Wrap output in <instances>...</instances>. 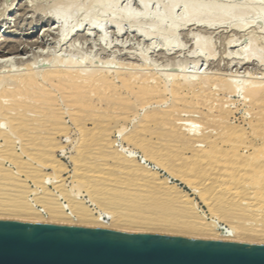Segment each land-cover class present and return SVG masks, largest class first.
I'll return each instance as SVG.
<instances>
[{"label":"bare ground","instance_id":"6f19581e","mask_svg":"<svg viewBox=\"0 0 264 264\" xmlns=\"http://www.w3.org/2000/svg\"><path fill=\"white\" fill-rule=\"evenodd\" d=\"M70 1L64 0L62 5L69 6L73 0ZM118 1L105 0L103 10L120 15L123 11L112 5V2ZM189 2L185 4L188 6ZM177 3L175 0L167 8L168 14H173ZM141 4L147 11L148 0ZM211 6L215 5L203 3L192 9L188 6V9L196 17L212 12L223 17L220 6ZM45 9L46 12L48 9ZM247 11L248 14L252 13H249L251 6L247 7ZM122 14L130 21L138 17L135 12ZM258 17L247 21L252 25L257 20V25H264V17ZM61 21L63 25L64 21ZM243 23L233 24L243 27ZM153 25L138 27L139 34L145 39L166 34L159 26L155 28ZM89 26L90 30L99 31L103 40L106 39V34L102 33L103 22L90 20ZM116 28L121 32V25L118 24ZM75 30L63 29L61 43ZM5 33V30H0V43L7 44L0 48V70L4 72L0 74V216L264 243V82L236 85L237 82L232 83L227 78H221L224 81L218 82L220 78L202 74L198 70L196 76L172 74L173 77L161 85L160 82H151L147 74L127 73L118 69L116 72L107 69L106 72L100 68H74L84 62L79 60L78 64L77 57L76 61L72 58L59 59L63 61L62 65H56L58 61L54 57L56 62L54 66L50 65L52 67L39 70L28 64V72L16 73L14 63H11L14 58L11 60L10 57L14 56L20 65L25 63V56L19 57L25 48L20 44L22 38L5 36ZM34 44L42 46L45 43L38 39ZM177 46L174 40L164 43L166 50ZM252 50L244 56L246 61L264 63L259 47ZM5 68H8L7 74ZM214 82L227 90H244L249 108L255 114L249 128L232 122L230 115L235 110L221 102L217 106L210 103L212 105L208 106V112L200 110L213 98L210 84ZM204 84H209V87ZM197 87L199 90H196ZM168 91L172 96L168 107L147 109L140 122L130 131L125 130V125H119L138 115L139 107L167 101ZM190 92L192 96H189ZM214 108L217 109L214 111ZM182 111L201 112V119L207 125L204 129L213 127L217 131L202 129V133L199 134L198 130L197 133L187 124V121H193L192 117H180ZM187 113L186 116H191ZM185 121L190 128L183 127ZM74 128L80 133L81 140L73 175L87 186L88 201L98 210L90 208L73 194L72 189H67L62 177L67 168L55 152L66 147L60 137L69 135ZM117 130L128 143L140 146L160 168L191 188L207 206L211 217L200 209L188 191L170 184L168 178H161L157 170L143 166L133 156L116 149L112 134ZM154 138L159 141H154ZM18 140L21 154L37 156L28 157L29 161L21 160L17 152ZM41 154L46 155L45 161ZM165 155L167 159L163 157ZM7 158L16 162L21 170L6 168L2 162ZM47 166H52L59 174L51 176L44 171ZM27 180H32L35 188L30 187ZM49 180L54 189L48 187ZM32 195L34 197L31 198ZM222 221L230 223V226H224Z\"/></svg>","mask_w":264,"mask_h":264},{"label":"rangeland","instance_id":"374dc122","mask_svg":"<svg viewBox=\"0 0 264 264\" xmlns=\"http://www.w3.org/2000/svg\"><path fill=\"white\" fill-rule=\"evenodd\" d=\"M63 1L0 0L1 32H4L5 30V36L20 39L22 38L20 44L21 47L25 48V51L19 55V57L22 58L24 56L26 57L23 58L25 63H21L20 65L14 56L10 57L11 60L14 58L11 63H14L16 73L19 71L28 72V64H31L32 66L34 65L35 69L43 70L45 68H49L50 65L54 66V63L56 62L55 58H57L58 61L56 62V65L60 63L62 65L63 61L61 62L59 59L63 58L68 60L69 58H72L75 60L77 57V62L82 60L85 64L84 62L82 63V61V64L78 62L80 65L74 68H100L106 72L107 69H111V71L114 72L123 70L127 73H139L141 75L147 74L151 77V82H160V84L162 83L161 85H164L165 80L172 78V74L175 76L178 74L180 77L182 75L183 77L184 75L193 76L194 74V76H196L198 70H200L202 74H211L217 79L220 78L218 82L224 81L226 78L227 81L231 79L232 83L237 82L236 85L241 83L245 84V82H247L246 84H253L254 81L258 84L260 82H264V63L262 62L258 64L255 62L253 63L252 61L247 62L245 59L247 53L252 50L251 48H253L252 51H255L258 47L260 54L264 58V25L262 24V26L260 23L257 25V20L254 22L255 24L251 25V22L249 21L258 19V16L260 15L264 17V0H177L178 3L176 4L172 15L168 14L167 8L171 6L175 0H148L149 6L147 11L143 9L141 4L144 0H119L118 2H112V5L115 6L116 9L123 12L129 11L137 13L138 17L134 21H130L124 14H122L123 12L120 15H112L110 11L103 10L105 0H71L72 3L66 7L65 5H62ZM187 1H190L188 6L191 9L194 6L203 5V3L208 6L213 4L215 6H220L223 17L214 14L215 12L210 14L203 13L196 17L189 10L190 8L188 9V6L185 4ZM249 6H251V11H249V13L252 12L251 14H248L247 11V7ZM37 8L41 10L39 11ZM44 9H48L46 11L47 14H45L46 12ZM245 12L249 17H247ZM58 17L64 21L63 25L62 21ZM247 19L249 20L247 21ZM90 20L101 21L104 23L102 33L106 34L105 40L102 39V34L99 31L90 30ZM235 22H244L243 27L234 26L233 23ZM247 22H249L248 27L246 26ZM150 23H154L153 26L155 28H158L159 26L160 30L166 31V34H159L151 39L143 38L138 32V27L149 26ZM118 24L122 26L121 32H119L116 28ZM68 28H76V30L61 43L60 38H62V30ZM51 29L52 31L50 32ZM38 39L45 43L42 45L43 47L40 44H34L35 40ZM28 40L31 41L33 45ZM167 40H174L179 46L171 50H166L164 48V43L167 42ZM252 44L254 46H252ZM1 46L6 47L7 44L0 43V48H2ZM45 51L47 52L43 53ZM87 57L89 58L88 60ZM29 58L30 60H28ZM109 58L111 62L114 60V63H110ZM34 60L35 63H33ZM123 62L126 64L125 66ZM92 63L94 65H91ZM103 63H105V65ZM106 64L109 67H107ZM64 65H66V62ZM1 70L0 74L2 75L4 72L3 69ZM7 70L8 68L4 69L5 74L8 73ZM153 73L154 75H152ZM221 78L224 80H221ZM218 82L210 84V90L213 92V98L209 100L207 103L208 105H202L200 110L208 112V106L212 105H210V103H214V105L217 106L219 102H221L220 104L223 103L225 107L236 111L231 114L232 116L230 115V120L232 122L249 128V123L255 118V114L253 110H250L249 108L250 104L247 97H245L247 95H245L246 93L244 90H227L220 87ZM170 83L168 85L169 87ZM204 85L209 87V84ZM221 88L223 90H220ZM196 90H199V88L197 87ZM192 94L193 93L190 92L189 96H192ZM166 99L167 101H164ZM166 99L163 100V103L162 101L153 102L143 106V108L139 107L137 112L138 115H133L134 118L131 116V118L127 120L126 124L121 122L119 125H125L126 131L134 129L147 109L150 110L153 107L166 108L169 104H171L172 96L169 91L167 92ZM215 109L217 108H214V111ZM186 113V111H182V116L180 117H192L193 121H187V124H190L193 130H198L199 134L202 133V129L205 130L204 126H207L205 125L203 119H201L202 113L198 111L191 113L188 112L187 115L191 116H186ZM177 116H179L178 112ZM67 120L69 121V118H67ZM179 121L177 122L179 123ZM187 124H183V127L186 128L188 126ZM89 126L92 127V124H89ZM187 128H190V126ZM209 130H214V128L212 127L205 131ZM214 131L216 132L217 130L215 129ZM60 140L66 147L62 150H56L55 153L65 163L67 168V171L62 173V177L65 178L64 183L66 188L72 189L73 194L75 193L80 199L84 200L90 208L98 210L99 208L95 207V205H91V201H88L89 195L87 186H84V183L79 181L73 175L76 167V157L79 155L77 147L81 140L80 133L74 128L69 135L61 136ZM112 140H115V148L119 149L120 152L133 156L134 159H137V161L143 166L152 170H157L161 178H168L170 184H175L188 191L190 196L196 200L200 209L205 210L207 216L209 218L211 217L207 206L201 201L200 197L186 184L174 179V177L171 176L167 170L162 167L160 168L154 160L148 158L144 149H141L140 146L128 143L118 130L115 131V133L113 132ZM19 141L20 140H18V142ZM154 141L158 142L159 140L154 138ZM18 144L19 146L17 152L20 154L21 160L29 161L28 157L37 156L28 153L21 154L22 148L20 147V142ZM186 154L190 155V152H187ZM42 156L45 161L46 155L41 154V157ZM163 157L166 159L168 158L167 155ZM35 161L37 160H34V162ZM169 162L172 161L170 160ZM2 163L10 170L18 172L21 170L19 165L11 159L7 158L3 160ZM174 166L178 167L177 165ZM44 171L49 173L51 176L59 174L57 171H54L52 166H47ZM79 182H81V184ZM27 184H29L30 187L35 188L32 180H27ZM48 187L54 189V185L51 183V180H49ZM30 197L32 198L34 195ZM61 200L64 203H68L65 198H61ZM221 223L224 226H230V223L226 221H222ZM135 231L142 230L137 229Z\"/></svg>","mask_w":264,"mask_h":264},{"label":"water","instance_id":"95a60500","mask_svg":"<svg viewBox=\"0 0 264 264\" xmlns=\"http://www.w3.org/2000/svg\"><path fill=\"white\" fill-rule=\"evenodd\" d=\"M0 264H264V243L0 216Z\"/></svg>","mask_w":264,"mask_h":264}]
</instances>
